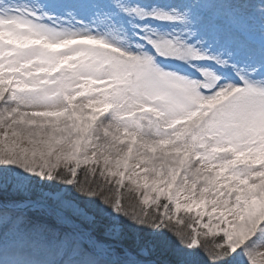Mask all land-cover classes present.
<instances>
[{"label": "snow or ice", "instance_id": "snow-or-ice-1", "mask_svg": "<svg viewBox=\"0 0 264 264\" xmlns=\"http://www.w3.org/2000/svg\"><path fill=\"white\" fill-rule=\"evenodd\" d=\"M0 128V264H264V0H0Z\"/></svg>", "mask_w": 264, "mask_h": 264}, {"label": "rangeland", "instance_id": "rangeland-1", "mask_svg": "<svg viewBox=\"0 0 264 264\" xmlns=\"http://www.w3.org/2000/svg\"><path fill=\"white\" fill-rule=\"evenodd\" d=\"M0 131H1V130H0ZM1 132H2V131H1ZM134 162H135V161H132V163H134ZM67 195L71 197L73 194H72V193H68ZM36 198H38V196H37ZM79 202H81V203L87 205L88 207H91L94 211L97 209V205H96L95 203H92V202H89V201H87V200H83V199H81ZM39 258L42 259V260H46V259H50V258H53V257H50V256H48V255H46V254H41V255L39 256Z\"/></svg>", "mask_w": 264, "mask_h": 264}, {"label": "bare ground", "instance_id": "bare-ground-1", "mask_svg": "<svg viewBox=\"0 0 264 264\" xmlns=\"http://www.w3.org/2000/svg\"><path fill=\"white\" fill-rule=\"evenodd\" d=\"M0 130H1V131H3V129H2V128H0ZM1 131H0V132H1ZM26 143H27V142H25V144H26Z\"/></svg>", "mask_w": 264, "mask_h": 264}]
</instances>
